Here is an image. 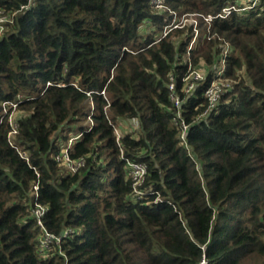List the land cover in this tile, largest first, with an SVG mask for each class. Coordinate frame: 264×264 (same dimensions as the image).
<instances>
[{
    "label": "trees",
    "instance_id": "1",
    "mask_svg": "<svg viewBox=\"0 0 264 264\" xmlns=\"http://www.w3.org/2000/svg\"><path fill=\"white\" fill-rule=\"evenodd\" d=\"M161 3L32 0L6 23L0 102H17V128L11 146L0 119V264H264V0ZM229 4L196 15L190 48L189 22L158 39L173 15ZM74 136L84 164L69 172L55 156ZM127 160L145 164L141 198ZM34 203L58 243L40 246Z\"/></svg>",
    "mask_w": 264,
    "mask_h": 264
},
{
    "label": "built area",
    "instance_id": "2",
    "mask_svg": "<svg viewBox=\"0 0 264 264\" xmlns=\"http://www.w3.org/2000/svg\"><path fill=\"white\" fill-rule=\"evenodd\" d=\"M32 0H28L27 4H23L20 6V9L18 11H15L12 13V15H9L8 13L4 12L2 8H0V37L3 34V31L5 30V26L6 23L11 22L12 21V16L16 15V13H18L21 10H25L28 8L29 3ZM157 7L162 8L163 5L161 3V0H152ZM256 0H253V3ZM233 9H238V7H236L234 4H229L224 6L221 11L217 12L216 14L212 15V14H198V13H190L188 15H182L179 18L176 15H173V17L171 18V21L168 23V25L164 26L158 36V39L162 36H165L168 31H170L171 29L175 28V27H179L182 26L184 23L189 22L190 24L193 25V29H192V38L190 41V45L189 48L194 44V41L199 39L200 36V31L197 28V16H201V18L207 23V25H209V23L212 21V19L215 18H224L226 17L231 10ZM202 38H209L208 34L204 33L202 35ZM157 39V40H158ZM188 48V49H189ZM226 51V50H225ZM225 51L223 53H225ZM223 66L218 70V74L220 75L223 72ZM189 78H192L193 80H199L201 78V72L199 70H194L192 72H190L188 74ZM194 86L193 82H188L186 87H185V91L188 92L189 90H191ZM170 89L174 88V84L171 83L169 86ZM101 93L103 94L104 91L101 90ZM204 94L205 96L208 98L209 100V105L213 106L214 102L219 98L220 96V87H219V83L216 81H212L207 87H205L204 89ZM171 99L175 101V104L178 105L179 104V97L178 96H174L173 94L171 95ZM0 107H1V118L2 117H6L8 118L9 124L11 126L10 131L8 132V140H9V144L11 146H13V137L14 134L16 133V128H17V123L15 121L16 116H17V102L15 100L13 101H7V100H3L0 102ZM182 130L183 132H185L188 129L187 124L182 122ZM119 131L116 130V134L118 135ZM184 135V134H183ZM78 136H74L69 138L68 143L63 146L60 150V153H58L55 156V160L61 165L64 166V168L69 171V172H74L76 171L80 166H82L84 164V160L83 159H78V160H73L70 159L69 154H68V147L72 144V142L77 138ZM19 154L27 160L26 154L24 151L22 150H18ZM127 166H128V172H129V176L131 177V180L133 181V192L134 194L137 195V197L141 198L143 196H145L147 194L146 190L140 189V186L143 183V179H144V175H145V164L142 162H134V161H129L127 160ZM36 190H37V186L33 185V190H32V195L36 196ZM46 212V209L43 205H40L38 203H34V207H33V213L35 215V218L37 220V224L41 227L42 229V237L40 240V246L42 247H47L51 242H53V240H56L57 243L60 240V237H56L53 234H50L49 232L46 231L44 224L42 222V217L44 216ZM199 264H207V260L205 259V257L202 258V260L200 261Z\"/></svg>",
    "mask_w": 264,
    "mask_h": 264
},
{
    "label": "rangeland",
    "instance_id": "3",
    "mask_svg": "<svg viewBox=\"0 0 264 264\" xmlns=\"http://www.w3.org/2000/svg\"><path fill=\"white\" fill-rule=\"evenodd\" d=\"M148 27L147 26H142L141 28H140V32L143 34V36L144 35H146V34H149V33H151L150 31L152 30L151 28H149V29H147ZM146 38H148V37H143V39H146ZM126 129V124L125 123H122L121 125H120V127H119V133H118V135H121V133L123 134L125 131H127V129ZM63 145V144H62Z\"/></svg>",
    "mask_w": 264,
    "mask_h": 264
}]
</instances>
